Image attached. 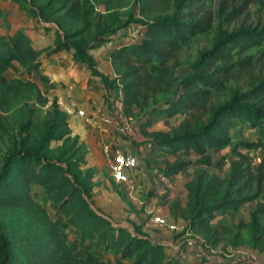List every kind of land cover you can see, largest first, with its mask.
Segmentation results:
<instances>
[{
  "label": "rangeland",
  "instance_id": "374dc122",
  "mask_svg": "<svg viewBox=\"0 0 264 264\" xmlns=\"http://www.w3.org/2000/svg\"><path fill=\"white\" fill-rule=\"evenodd\" d=\"M48 1L26 0L20 4L12 1L11 4L8 3L6 8L3 7L0 10L4 14L0 17V39L3 41L8 39L10 25L13 22H20L24 18V20L35 19L27 6L32 4L34 7H39ZM75 1L80 3L77 15L64 16L66 10L61 8L60 0H53V4L44 9V13L51 15L57 22L48 23L51 25L49 30L52 31L54 39L56 32L61 34L78 32L77 39L90 42L98 30L107 28L113 23L120 24L130 14L134 20L169 18L176 12L175 4L178 0H169L167 6L160 5L151 10L148 5L143 4L144 0H73L72 2ZM144 9L145 12H142ZM178 10L183 15L182 21L185 23H194L201 18L203 30L195 32L191 42L182 46L173 58L162 65V69L168 71L163 82L157 80L163 75L162 70L150 72L151 74L148 75L150 64L144 61L151 58V55L140 52V44L146 38L147 28L139 23H131L127 27L116 30L109 38H105V43L97 48L87 49L86 53L92 58H104L112 49L110 47L114 45L111 42L115 41V48L120 45H131L129 55L132 59L130 64L132 67H140L141 64L145 67L141 69V75L146 78V84L140 88L142 94L139 96L138 103L132 104L129 108L124 104L125 95L122 85L130 81V78L125 80L118 78L126 70V64L118 65L117 68L112 64L115 77L102 84L111 94L118 90L122 92H120L123 102L122 117L119 119L128 123V128L120 127L123 130L121 136L129 140L130 147L143 148L142 152L137 151V154H134L139 159V166L156 174L152 183L144 187H162L157 204L170 195L171 191L168 187H178L174 190L176 192L170 206L177 203L172 209L178 216H182V209L178 207V202L189 201L187 187H193L199 175L221 180L226 177L230 163L225 157L230 154V146L207 150L203 156L192 150L187 153L182 151L173 153L168 148L157 147L151 140L152 133L171 132L184 126L192 129L204 118V107L207 104H224L230 99L234 90L242 93L249 92L264 82V46H261L233 57L231 62L244 63L238 65L236 69L233 68L226 77L218 78L224 85L223 91L215 92L210 89L208 90L210 93L201 100L198 107L177 112L171 116L167 115V110L172 107L170 103L176 105L178 98L184 94L181 80L192 72L199 54L212 49L219 32H231L239 27L259 30L264 26V0H210L194 4L186 1L185 7ZM189 12L193 13V18H189ZM47 49L49 47L42 50L41 64L42 59L51 54ZM77 64H79L78 67H84L90 72L84 65ZM222 66L223 64L214 63L209 69L204 70V74H210L214 69ZM116 78L118 81H115ZM169 78L172 79V83L166 86L164 81ZM89 83L88 86L93 89L100 87L94 86L92 81ZM56 86L58 84L51 82L48 77L47 80H42L35 75L28 76L16 62L0 70V172L5 164L6 156L20 148L36 147L40 143L45 134L46 122L52 119L54 112L59 119L63 113L66 114L60 109L58 98L54 94ZM63 88L65 86L58 87V89ZM102 98L107 104L108 97ZM251 102L264 106V94H259V97ZM75 107L74 105L73 108L76 109ZM233 122L234 127L230 130L231 144L238 145L237 152L244 155L246 163L252 167L253 171H256L260 164L264 165V125L252 127L247 122H238L236 118ZM54 133L59 135V138L48 140L40 152L57 164L61 170H66L68 177H75L76 183H82L84 188L89 190L90 199L95 195L92 191L98 185L95 182L96 175H100V179L107 178L110 181V188L122 194L123 189L118 188L123 185L111 181L107 176L108 173L110 174L108 166L115 149H109L110 158H104L98 166L89 167L86 162L89 146L79 140L67 124H61L59 128H55ZM149 143L154 144L152 148L148 146ZM246 143L255 146L253 148L242 146ZM141 154H143L142 158H140ZM176 163H186V166L180 171L169 174L164 172L167 167ZM16 169L17 166L12 167L8 180H13L12 175ZM61 170L55 172L54 177L49 181L50 185H55L62 179ZM260 170L264 171V167ZM184 192L186 195L183 194ZM22 193L19 192L18 196L21 197ZM51 193H53L51 190L31 183L19 204L0 202V228L8 241L7 248L11 254L7 264H47L41 258L58 245L59 241L65 243L68 250L77 258H85L91 252L95 253L104 264H113L116 259L113 253L90 248L87 242L80 243L75 228L69 224L58 205L53 202ZM149 193L158 195L156 190H151ZM259 200L264 201V184L261 185ZM91 202L93 204V201ZM73 203L78 205L76 201ZM253 207L254 201L246 203L235 212L215 214L211 224L213 229L217 228L219 236L215 237L212 231L207 234L205 231L196 230L194 232L197 236L196 240L202 242L204 250L214 251L218 247L224 253L226 248L230 249L228 246H248V235L243 230H240V236L236 242L232 243L231 240L237 232V224L247 219L248 212ZM124 262L130 264L129 260Z\"/></svg>",
  "mask_w": 264,
  "mask_h": 264
},
{
  "label": "trees",
  "instance_id": "16d2710c",
  "mask_svg": "<svg viewBox=\"0 0 264 264\" xmlns=\"http://www.w3.org/2000/svg\"><path fill=\"white\" fill-rule=\"evenodd\" d=\"M10 1L20 4L26 0ZM60 1L61 8L66 10L64 16L78 14L79 1ZM186 1L194 4L210 0H178L175 4L176 12L165 19L154 17L149 20H134L130 14L122 23H113L107 28L98 30L90 42L77 39L78 32L73 34L56 32L54 47L47 49L48 53L60 50L72 51V57L76 63L84 65L91 75L106 82L107 77L96 69L94 59L86 53L87 49L99 47L106 42L105 38H109L116 30L127 27L131 23H139L147 28L146 38L140 44V52L151 55V58L144 61L150 64L148 75L162 70L163 75L157 80L163 82L168 71L163 70L162 65L173 58L182 46L190 43L195 32L203 30L201 18L194 23L182 21L183 15L178 8H184ZM168 2L169 0H144L143 4L148 5L151 10L160 5L165 7ZM52 4L53 0H49L39 7H34L32 4L27 7L33 18L48 24L56 22L51 15L44 13V9ZM142 12H145V9ZM2 15L4 14L0 11V17ZM188 16L193 18L194 15L189 12ZM261 46H264V26L259 30L239 27L231 32H219L212 49L201 52L193 65L192 72L181 80L184 94L178 98L176 105L170 103L172 107L167 110V115L171 116L177 112L198 107L201 100L210 93L208 91L210 89L215 92L223 91L224 85L218 78L226 77L233 68L236 69L238 65L244 63L231 62L233 57ZM131 48V45H120L110 52L111 63L116 68L121 64H126L127 67L118 78L123 80L130 78V81L122 85L125 95L124 104L128 108L138 103L139 96L142 94L140 88L146 84V78L141 75V69H145L141 66L143 64L140 63V67L130 65L132 59L129 50ZM41 55L42 50H36L32 46L31 39L21 29L15 31L6 41L0 39V70L16 62L28 76L35 75L38 79L47 80V77L39 71ZM214 63L223 64V66L214 69L210 74H204V70L209 69ZM118 78L115 81H118ZM171 83V78L164 81L166 86ZM259 94H264V82L249 92L242 93L234 90L230 99L224 104H207L204 107V118L194 128L184 126L171 132H155L152 133L151 140L157 147L168 148L173 153L177 151L187 153L192 150L201 156L207 150L230 146V154L225 157L230 163L226 177L221 180L199 175L194 186L187 187L189 201L183 212V218L189 221L192 230L205 231L207 234L212 231L216 237L218 230L213 229L211 224L215 214L235 212L246 203L255 201V207L249 213L248 221L246 223L240 221L237 224V232L233 235L231 242H236L240 236V230H243L247 233L253 248L264 249V201L259 200L261 185L264 184V171L260 168L262 169L264 165L260 164L256 171H253L252 167L246 163V157L237 152L238 145L231 144L230 135V130L234 127V118L238 122H247L252 127L264 125V106L251 102L258 98ZM51 120H47L45 134L36 147L20 148L5 157V164L0 172V202L19 204L28 186L31 183L38 184L53 192L51 193L53 202L58 205L69 224L75 228L80 243L87 242L90 248L113 253L116 256L113 264H125V260H129L130 264H176L165 256L162 245L153 244L147 237L133 235L127 229L115 226L103 214L95 210L92 207L89 190L84 188L82 183H76L75 177H68L66 170H61L57 164L40 152L48 140L59 138V135L54 133V129L59 128L61 124H67V116L64 113L59 119L54 112ZM242 146L253 148L255 145L246 143ZM14 166H17V169L12 175L13 180L10 181L8 178ZM185 166L186 163H176L167 167L164 172L169 174L180 171ZM57 170H61L62 179L55 185H50L49 181ZM221 185L224 186L220 187ZM19 192H23L21 197L18 196ZM74 201L78 202V205H74ZM7 246L8 241L0 228V264H7L11 258ZM41 260L47 264H104L95 253L91 252L85 258L75 257L62 241H59V244Z\"/></svg>",
  "mask_w": 264,
  "mask_h": 264
},
{
  "label": "crops",
  "instance_id": "0c3cea01",
  "mask_svg": "<svg viewBox=\"0 0 264 264\" xmlns=\"http://www.w3.org/2000/svg\"><path fill=\"white\" fill-rule=\"evenodd\" d=\"M8 3L11 4V1H0V10L3 7L6 8ZM24 19L20 22H13L8 34L12 35L15 31L22 29L31 39L32 46L36 50L41 51L48 47L52 49L54 36L49 30L51 25L31 18ZM111 44L114 45L110 48H115V41ZM111 50L104 58H93L96 62V69L108 80H113L115 77L110 59ZM78 65L73 60L72 51L60 50L42 59L39 71L51 82L58 84L54 94L58 98L60 109L67 114V126L74 135L79 137V140L89 146L86 156L88 166H98L104 158H110L109 149L135 155L137 151L142 152V147H130L129 140L121 136L123 130L120 127L128 128V123L119 119L122 117V92L118 90L111 94L99 77L91 75L84 67H78ZM90 81L94 86L100 87L91 88L88 86ZM62 86L65 88L58 89ZM104 96L108 97L107 104L102 98ZM74 105L76 109L73 108ZM77 111H82L83 115L77 114ZM153 145V143L148 144L151 148ZM127 175V183H120L123 186L118 188L123 189L122 194L110 188V181L107 178L106 180L100 179V175H96L95 178L98 185L92 191L95 194L91 197L92 207L115 226L123 227L133 235L147 237L153 244L162 245L165 256L176 264H243L238 262L239 256L247 258L244 264H264V249L253 248L250 243L246 247L228 246L230 249L226 248V253L218 247L214 251L204 250L202 242L196 240L197 236L194 234L196 230H192L189 221L183 218L188 200L178 202V207L182 209V216H178L172 209L177 203L170 206L176 192L174 190L178 187H168L171 191L170 195L157 204L156 201L162 193V187H144L152 183L156 176L154 172L151 173L145 167L138 166L134 170L127 171ZM107 176L111 181L116 182L109 173ZM151 190H156L158 195L148 194ZM183 194L186 195V192ZM254 207L248 212V216ZM154 216L163 218L165 224L154 223L152 221ZM242 221L246 223L248 217Z\"/></svg>",
  "mask_w": 264,
  "mask_h": 264
},
{
  "label": "built area",
  "instance_id": "2783aa9c",
  "mask_svg": "<svg viewBox=\"0 0 264 264\" xmlns=\"http://www.w3.org/2000/svg\"><path fill=\"white\" fill-rule=\"evenodd\" d=\"M79 115H83L82 111L78 112ZM139 166V159L132 153H122L114 151L111 160L109 162V172L112 179L118 183L125 184L128 181L127 171L134 170ZM152 221L156 224L163 225L165 220L159 216L152 217ZM238 262L245 263L247 260L244 256H239Z\"/></svg>",
  "mask_w": 264,
  "mask_h": 264
}]
</instances>
